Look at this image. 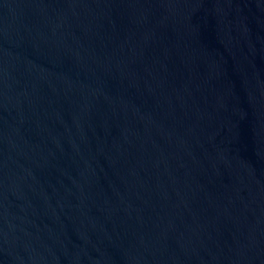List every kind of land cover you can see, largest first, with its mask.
I'll return each mask as SVG.
<instances>
[{
    "label": "water",
    "instance_id": "water-1",
    "mask_svg": "<svg viewBox=\"0 0 264 264\" xmlns=\"http://www.w3.org/2000/svg\"><path fill=\"white\" fill-rule=\"evenodd\" d=\"M0 264H264V0H0Z\"/></svg>",
    "mask_w": 264,
    "mask_h": 264
}]
</instances>
